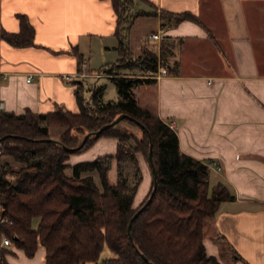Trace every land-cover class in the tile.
<instances>
[{"label": "crops", "instance_id": "crops-1", "mask_svg": "<svg viewBox=\"0 0 264 264\" xmlns=\"http://www.w3.org/2000/svg\"><path fill=\"white\" fill-rule=\"evenodd\" d=\"M132 10L149 13L136 16L128 30L138 17L154 19L147 35L161 27L162 40L171 46L169 61L176 64L175 71L133 90L137 104L162 120L173 119L182 152L220 165V170L209 172L210 188L220 182L234 196L221 200L214 215L204 220L206 253L221 264H264V0H133ZM181 12L194 18L175 21L171 14ZM20 15L33 29L29 45H15L4 36L19 32ZM116 25L111 0H1L3 110L21 114L61 108L77 113L76 88L89 99L91 88L97 86L88 78L146 73L135 67L116 68L112 62L99 65L111 75H82L97 72L90 65L92 50L83 46L84 37H99L102 54L119 53ZM146 37L134 58L155 44ZM127 48L130 54L128 44ZM116 147V137L101 136L83 153L69 154L66 163L114 154ZM145 177L134 204L141 201ZM107 178L110 184L117 181L115 160ZM0 251L7 264H45L41 243L31 256L13 243ZM113 256L105 246L100 259Z\"/></svg>", "mask_w": 264, "mask_h": 264}, {"label": "trees", "instance_id": "trees-1", "mask_svg": "<svg viewBox=\"0 0 264 264\" xmlns=\"http://www.w3.org/2000/svg\"><path fill=\"white\" fill-rule=\"evenodd\" d=\"M111 2L117 14L120 54L114 66L155 71L156 52L146 49L131 59L124 40L133 19L149 12H131L133 0ZM171 16L175 21L194 18L187 12ZM19 19V32L4 36L15 45H29L32 26L24 16L20 15ZM171 53L169 43L162 40L164 62ZM168 66L170 71H175V63ZM111 79L119 93L117 100L102 101V86H93L89 99H84L77 87V113L61 108L47 113L0 111V136L5 135L0 141V153L21 164L17 169L9 162L0 165V217L3 219L0 233L10 237L28 256L34 254L38 243L44 245L45 264H84L86 261L94 264H221L205 251L203 223L214 215L221 200L234 196L220 182L210 188V169L206 162L182 152L176 132L157 114L137 104L132 87L153 78L115 75ZM122 112L130 115L133 119H128L134 123L136 120L143 124L140 128L144 138L138 140L136 149L145 144L149 163L151 142L157 181L152 198L130 222V232L127 230L130 218L145 202L153 186L150 163V189L135 207L133 200L140 176L130 185L122 173V162L133 156L134 149L130 150L127 137L117 124L78 143L79 133L97 130ZM50 126L63 130L58 137L51 136ZM101 136L117 138L114 154L99 155L73 165L66 163L69 154L84 151ZM113 158L117 164V181L110 184L107 172ZM67 167H71V174L65 172ZM35 219L38 220L36 226L33 225ZM105 246L114 256L100 259ZM0 264H7L1 251Z\"/></svg>", "mask_w": 264, "mask_h": 264}, {"label": "rangeland", "instance_id": "rangeland-1", "mask_svg": "<svg viewBox=\"0 0 264 264\" xmlns=\"http://www.w3.org/2000/svg\"><path fill=\"white\" fill-rule=\"evenodd\" d=\"M139 7H140V5H139ZM130 11L134 12V10H132V8ZM154 23H155L154 19L141 16L135 20L134 24L130 28V31L128 30V32H126L124 40H125L126 45L128 44V46L130 48V54L129 55L133 59H134L135 53L138 51V49L140 47V44L145 43L144 38L146 37L147 33H149L150 29L154 28V26H155ZM89 40L91 41L90 43H89ZM150 44H152V43H150ZM83 46L85 47V49H87L89 46L91 47L92 58L90 61V65L93 66V69L95 71H99L102 69L101 66H99L101 63L102 64L105 63L106 65H108L112 62H115L117 59L116 58L117 56L119 57V53L118 52L115 53V51H111L108 54H102L101 49L103 48V42L99 37H93L91 39H89L88 37H84ZM153 46H150V48H152ZM87 81L89 82L90 85H93V82H95L97 84V86L101 85L104 87V92H103L102 98L105 101L116 100L117 96H119V93L117 91V87H116L114 81L110 78H107V77H101L98 79L97 78H92V79L88 78ZM145 83L148 84V82H145ZM142 84L143 83H136L132 87V91L133 90L136 91L137 88ZM116 124H117V127L121 130V133L126 135V137H127L126 142L129 145L130 150L132 151V149H134L133 154H131L133 156H131V157L128 156L125 160H123L122 165H121L122 166V173L126 177V179L128 180L130 185L134 184L137 181L138 177L140 176L139 184L137 186L134 198H135L136 194H138V187L144 182V175L146 176L145 178H147L146 179L147 184L144 186L145 190H144L143 196L141 197V201H142L144 199V197L147 195V193L150 189L151 183H152V173H151L150 165L147 161V153H146L145 144L139 145L141 147V149H136V148H138L137 147L138 146V143H137L138 140H141L142 138H144V132L140 128L139 125H137L133 121L129 120L128 118H123L120 121H118ZM62 130H63L62 127L50 126L49 134L51 136L58 137L59 133ZM131 134H134L135 137H132ZM78 136H79V140H78V143H79L80 141H82L84 134L79 133ZM1 146H2V144L0 143V148H1ZM84 151L77 152L76 154L83 153ZM138 156L142 160L143 164H141V165H140V162L137 158ZM112 160H115V159L113 158ZM3 162H9L10 165L14 169L19 168V166L21 165L19 162L13 160L11 156L1 155V153H0V165ZM142 166H143V168H142ZM65 172L67 174H71L72 173L71 167H67L65 169ZM141 201H139L135 204L133 203V205L136 207L139 203H141Z\"/></svg>", "mask_w": 264, "mask_h": 264}, {"label": "built area", "instance_id": "built-area-1", "mask_svg": "<svg viewBox=\"0 0 264 264\" xmlns=\"http://www.w3.org/2000/svg\"><path fill=\"white\" fill-rule=\"evenodd\" d=\"M1 1V0H0ZM146 41H152L155 42V46H153L152 50H154L157 54V60H156V70L153 72H146V73H141L139 75H137L138 77H149V78H153L154 80H158L160 79L162 76H165L167 74H169V66L168 63H172L169 61V58L171 57L170 54L168 57L167 62L163 61V58L161 57V42L163 39V29L160 27L159 29H157L154 32H151L150 34L147 35L146 37ZM131 57V56H130ZM131 59H133L131 57ZM86 62L82 61L81 62V66H85ZM82 75L84 76H93V77H99V76H104V75H111V74H107V72L105 71V69H101L93 74L90 73H82ZM115 76V75H114ZM129 77H135L134 75H130ZM30 79V76L27 77V80ZM3 101L0 99V111L3 110ZM164 122L171 128L174 130L175 128V121L173 119H169V120H164ZM207 167L210 170H220V165L215 161V160H209L207 163ZM3 222V219L0 217V223ZM12 244V240L10 237L0 233V249L3 246H10Z\"/></svg>", "mask_w": 264, "mask_h": 264}, {"label": "water", "instance_id": "water-1", "mask_svg": "<svg viewBox=\"0 0 264 264\" xmlns=\"http://www.w3.org/2000/svg\"><path fill=\"white\" fill-rule=\"evenodd\" d=\"M124 117L126 118H129V119H133L130 115H128L127 113L125 112H122V113H119L116 117H114L110 122L104 124L103 126H101L99 129L97 130H91V131H88L84 134L83 136V139H82V142L86 140V138H88L89 136H92V135H98L104 128L106 127H109V126H113L115 125L118 121H120L121 119H123ZM135 122L143 127V124L136 121ZM146 130V129H145ZM147 131V130H146ZM148 133V132H147ZM4 136H0V141L2 140V138H4ZM148 138L150 140V135L148 133ZM31 139V138H30ZM44 139H47V140H53V141H57L56 139H53V138H38V140H44ZM148 160H149V163L151 165V168H152V173H153V186H152V189L150 191V194L149 196L147 197V199L145 200V202H143V204L138 207L136 209V211L134 212V214L131 216L130 218V221L128 223V226H127V230L128 232H130V222L144 209V207L148 204V202L150 201V199L152 198L154 192H155V188H156V184H157V181H156V171H155V168L153 166V161H152V144L151 142L149 143V149H148Z\"/></svg>", "mask_w": 264, "mask_h": 264}]
</instances>
